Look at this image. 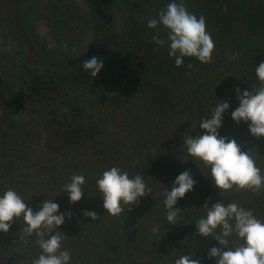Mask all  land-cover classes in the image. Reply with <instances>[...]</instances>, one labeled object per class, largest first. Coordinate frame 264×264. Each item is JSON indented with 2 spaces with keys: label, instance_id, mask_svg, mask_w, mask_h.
Segmentation results:
<instances>
[{
  "label": "trees",
  "instance_id": "16d2710c",
  "mask_svg": "<svg viewBox=\"0 0 264 264\" xmlns=\"http://www.w3.org/2000/svg\"><path fill=\"white\" fill-rule=\"evenodd\" d=\"M169 2L0 0V189L13 188L34 211L54 197L71 213L60 226L71 264H174L187 253L215 264L207 251L221 246L195 229L205 202H235L264 220V189L218 194L208 169L183 145L184 135L203 132L200 118L227 100L219 133L250 150L264 174V137H251L230 116L236 88L259 87L264 0H184L205 17L215 47L209 63L186 57L179 67L147 27ZM160 36L166 39L163 29ZM92 56L104 61L94 78L82 67ZM113 166L144 175L151 189L120 216L106 214L95 183ZM185 169L196 184L175 205L179 222L169 225L164 192ZM77 174L86 177L85 193L70 203L61 189ZM24 226L17 219L0 233V264H32L40 254L35 236L20 241ZM239 243L233 236L230 246Z\"/></svg>",
  "mask_w": 264,
  "mask_h": 264
},
{
  "label": "clouds",
  "instance_id": "9594fccd",
  "mask_svg": "<svg viewBox=\"0 0 264 264\" xmlns=\"http://www.w3.org/2000/svg\"><path fill=\"white\" fill-rule=\"evenodd\" d=\"M147 27L155 29L152 41L158 46L167 48L169 57L179 67L186 57H194L201 63H209L215 42L211 33L206 30L203 15L197 16L188 11L184 0H171L155 17L147 20ZM166 32L162 39L160 31ZM81 52H77L76 55ZM229 59H235L230 56ZM104 66V61L92 56L82 64L83 69L92 77H96ZM255 77L259 87L251 91L236 88L238 106L231 111V119L237 124H247L249 135L255 139L264 137V61L255 67ZM227 100L209 110V117H201L199 135H184L183 145L187 155L201 161L208 169L205 175L211 178L214 187L221 191L231 189H264V174L256 166L250 150H241V145L234 138L222 136L219 129L223 123V113L229 109ZM196 127V125H195ZM193 127V128H195ZM86 177L82 174L73 175L70 181L62 186L61 192L67 194L70 203L81 200L85 191L83 185ZM98 193L101 195L102 207L106 214L120 216L126 209L137 204L139 199L151 193L144 180V175L130 176L120 166H113L104 171L95 180ZM196 184L190 170L180 172L172 182L171 189L166 188L163 204L166 210L165 220L169 225L178 221L181 210L175 207L177 201L192 191ZM128 207L125 208L124 206ZM205 214L195 223L196 233L202 237L212 236L221 247L212 246L207 251L215 264H264V220L258 219L251 209L235 202H223L221 199L210 206L207 202L200 207ZM60 205L54 197L44 199L33 210L19 193L13 188L0 189V233H7L17 219L24 222L20 241L35 236V243L40 254L32 264H71L72 254L62 248L65 234L60 230L65 217L70 212H61ZM85 216L92 220L98 218L93 210H84ZM219 229V231H217ZM160 225L154 224L151 232L159 233ZM242 243L230 246L232 237ZM226 249V250H225ZM174 264H201L200 258L194 254H181L174 258Z\"/></svg>",
  "mask_w": 264,
  "mask_h": 264
}]
</instances>
